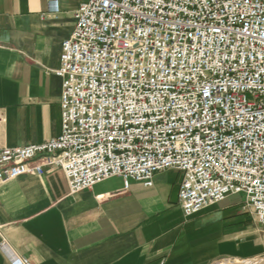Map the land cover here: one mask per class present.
<instances>
[{"label": "built area", "instance_id": "built-area-1", "mask_svg": "<svg viewBox=\"0 0 264 264\" xmlns=\"http://www.w3.org/2000/svg\"><path fill=\"white\" fill-rule=\"evenodd\" d=\"M55 74L60 134L0 149V185L58 168L72 195L174 170L185 217L242 196L264 233V0H86Z\"/></svg>", "mask_w": 264, "mask_h": 264}, {"label": "crops", "instance_id": "crops-1", "mask_svg": "<svg viewBox=\"0 0 264 264\" xmlns=\"http://www.w3.org/2000/svg\"><path fill=\"white\" fill-rule=\"evenodd\" d=\"M85 1L56 0L55 11L50 0H0V149L59 136L55 72ZM181 179L167 170L151 187L131 181L125 189L112 177L71 195L63 172L52 168L2 184L0 243L7 249L0 264H11L12 255L32 264H168L190 244Z\"/></svg>", "mask_w": 264, "mask_h": 264}, {"label": "rangeland", "instance_id": "rangeland-1", "mask_svg": "<svg viewBox=\"0 0 264 264\" xmlns=\"http://www.w3.org/2000/svg\"><path fill=\"white\" fill-rule=\"evenodd\" d=\"M182 220L191 245L168 264H239L252 259L264 264V233L242 196H229Z\"/></svg>", "mask_w": 264, "mask_h": 264}, {"label": "bare ground", "instance_id": "bare-ground-1", "mask_svg": "<svg viewBox=\"0 0 264 264\" xmlns=\"http://www.w3.org/2000/svg\"><path fill=\"white\" fill-rule=\"evenodd\" d=\"M223 262V261H222ZM225 262V261H224ZM228 263V262H227ZM239 264H258V263H255V261L252 259V260H247V261H244V263H239Z\"/></svg>", "mask_w": 264, "mask_h": 264}]
</instances>
